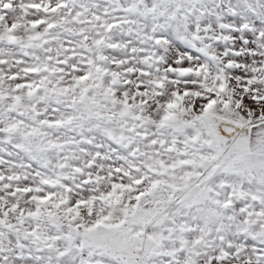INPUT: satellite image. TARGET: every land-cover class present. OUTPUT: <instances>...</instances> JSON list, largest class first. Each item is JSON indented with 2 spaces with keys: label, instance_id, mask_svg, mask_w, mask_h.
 <instances>
[{
  "label": "snow or ice",
  "instance_id": "obj_1",
  "mask_svg": "<svg viewBox=\"0 0 264 264\" xmlns=\"http://www.w3.org/2000/svg\"><path fill=\"white\" fill-rule=\"evenodd\" d=\"M0 264H264V0H0Z\"/></svg>",
  "mask_w": 264,
  "mask_h": 264
}]
</instances>
